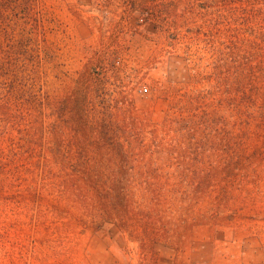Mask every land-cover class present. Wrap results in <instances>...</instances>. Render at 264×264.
Returning a JSON list of instances; mask_svg holds the SVG:
<instances>
[{
    "label": "rangeland",
    "instance_id": "1",
    "mask_svg": "<svg viewBox=\"0 0 264 264\" xmlns=\"http://www.w3.org/2000/svg\"><path fill=\"white\" fill-rule=\"evenodd\" d=\"M0 264H264V0H0Z\"/></svg>",
    "mask_w": 264,
    "mask_h": 264
}]
</instances>
